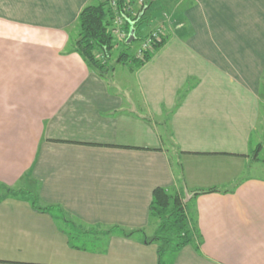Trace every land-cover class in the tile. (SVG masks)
<instances>
[{"label":"crops","instance_id":"1","mask_svg":"<svg viewBox=\"0 0 264 264\" xmlns=\"http://www.w3.org/2000/svg\"><path fill=\"white\" fill-rule=\"evenodd\" d=\"M101 1L0 0V264H159V187L193 238L162 264H264V0H149L165 43L102 75L70 44Z\"/></svg>","mask_w":264,"mask_h":264},{"label":"trees","instance_id":"2","mask_svg":"<svg viewBox=\"0 0 264 264\" xmlns=\"http://www.w3.org/2000/svg\"><path fill=\"white\" fill-rule=\"evenodd\" d=\"M138 1L102 0L96 5H87L82 9L78 16L79 31L77 38L70 44L90 69L102 75L106 72L114 52L122 47L120 53H118L117 63L128 65L131 70H136L145 65L165 43L166 37L155 44L153 52H146L141 59L136 53L131 52V45L136 40L142 41L147 36L139 33L140 25L144 21L150 23V20L146 17V13L151 7L149 0H145L139 10L136 11L135 6H137ZM117 16L123 18L124 30L128 34L126 40L122 42L113 34V20ZM131 30L135 32V39L128 43ZM254 158H258L257 154ZM214 191V189H210L203 193ZM5 192L10 193L11 189H6ZM150 213L152 217L159 220L157 234L152 241L163 243L159 248V264H162L161 257L166 250L173 249L177 251L193 241L189 218L182 198L178 194H171L160 187L153 191ZM133 233L134 231H124L127 237H130ZM170 238L177 239L175 248H169Z\"/></svg>","mask_w":264,"mask_h":264},{"label":"rangeland","instance_id":"3","mask_svg":"<svg viewBox=\"0 0 264 264\" xmlns=\"http://www.w3.org/2000/svg\"><path fill=\"white\" fill-rule=\"evenodd\" d=\"M174 4H175V0H173V4L169 5L167 8H165L163 6L164 10L160 13V18L158 19L159 22L161 21V17L163 18V20L165 19V22L168 24L169 28H171L174 25V22H175V20H174V17H175L174 16L175 15V6H174ZM151 5L153 7H157V2L155 1ZM140 6L141 5L139 3L137 4V6H135L136 11L139 10ZM151 7H150L149 10H151ZM156 10H157V8H155V10H153L152 12H154ZM152 12L151 13L149 12L150 14H148V15H150V17L152 16ZM151 19H152V17H151ZM154 23H153V21H152V23L144 21L139 27V33L140 34H146V33L150 32L155 27ZM166 35H167V31H166ZM139 45H140V41L136 40L131 45V52L132 53H136V50L138 49ZM121 49H122V47H120L117 51L114 52L113 57L111 58V62H110L111 64L116 65V62H117L116 60L118 58V53H120ZM121 67H123V66H120V68ZM252 154L254 156H255V154H257V156H258V160L257 161L258 162H256V163H260V164L250 163L246 167H243L241 169L240 176H252V175H254V176H264V175H262V174H264V172H262V171H264V149L263 150H259L258 152L255 151V153H252ZM172 159H173V162L176 165H178L180 163L179 159L176 158L175 153H172ZM252 161H254V160H252ZM184 197L186 198V195H184ZM176 244H177V239L170 238V242L168 244L169 248H175Z\"/></svg>","mask_w":264,"mask_h":264},{"label":"built area","instance_id":"4","mask_svg":"<svg viewBox=\"0 0 264 264\" xmlns=\"http://www.w3.org/2000/svg\"><path fill=\"white\" fill-rule=\"evenodd\" d=\"M145 0H139L138 3L142 5ZM114 6V4H113ZM113 34L119 41L126 40L128 34L124 30L123 18L117 16L113 20ZM166 36V28L164 26L151 30L147 36L140 41L136 55L141 59L145 56L146 52H153L155 44L159 43Z\"/></svg>","mask_w":264,"mask_h":264},{"label":"water","instance_id":"5","mask_svg":"<svg viewBox=\"0 0 264 264\" xmlns=\"http://www.w3.org/2000/svg\"><path fill=\"white\" fill-rule=\"evenodd\" d=\"M135 32L134 30H131L129 37H128V43H131L135 39Z\"/></svg>","mask_w":264,"mask_h":264}]
</instances>
